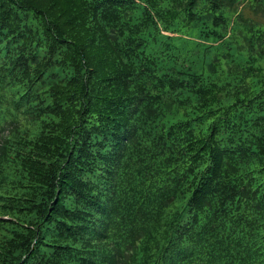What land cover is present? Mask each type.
<instances>
[{"label":"trees","instance_id":"trees-1","mask_svg":"<svg viewBox=\"0 0 264 264\" xmlns=\"http://www.w3.org/2000/svg\"><path fill=\"white\" fill-rule=\"evenodd\" d=\"M0 264H264V0H0Z\"/></svg>","mask_w":264,"mask_h":264},{"label":"rangeland","instance_id":"rangeland-1","mask_svg":"<svg viewBox=\"0 0 264 264\" xmlns=\"http://www.w3.org/2000/svg\"><path fill=\"white\" fill-rule=\"evenodd\" d=\"M243 12H244L245 16H251V14L248 12V10H244Z\"/></svg>","mask_w":264,"mask_h":264}]
</instances>
